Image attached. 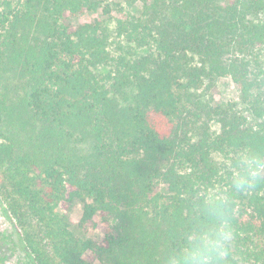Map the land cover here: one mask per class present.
Masks as SVG:
<instances>
[{"label":"trees","instance_id":"16d2710c","mask_svg":"<svg viewBox=\"0 0 264 264\" xmlns=\"http://www.w3.org/2000/svg\"><path fill=\"white\" fill-rule=\"evenodd\" d=\"M151 1L0 0V204L31 264H157L216 149L264 138V0ZM222 78L236 103L204 100ZM76 202L102 238L72 231ZM238 203L264 264V187Z\"/></svg>","mask_w":264,"mask_h":264},{"label":"clouds","instance_id":"9594fccd","mask_svg":"<svg viewBox=\"0 0 264 264\" xmlns=\"http://www.w3.org/2000/svg\"><path fill=\"white\" fill-rule=\"evenodd\" d=\"M213 169L192 182L180 227L157 264H247L237 248L238 198L264 187V138L250 134L217 148Z\"/></svg>","mask_w":264,"mask_h":264},{"label":"rangeland","instance_id":"374dc122","mask_svg":"<svg viewBox=\"0 0 264 264\" xmlns=\"http://www.w3.org/2000/svg\"><path fill=\"white\" fill-rule=\"evenodd\" d=\"M103 3H109L112 8H116V4L125 7L131 13L135 15H141L144 13L143 0H98ZM148 4L151 3V0H148ZM129 4H132V7H128ZM96 18L105 19L101 13V9H98L97 12H87L80 14L79 16L71 19L72 28L77 27L79 24L90 22ZM108 26H111L110 23H106ZM212 97L214 103H229L237 102V87L229 78L219 79L216 83L214 89L211 90L209 94L204 95V100ZM61 212H65L63 207L60 208ZM82 214V206L80 203L76 202L74 205L67 211L71 223L72 231L79 237H88L91 239L98 240L102 238L103 233L99 228V224L95 219L93 224L85 227L84 229L78 228L77 224L80 221ZM0 245H3L7 250L6 254L9 256L4 264H31L28 256L23 251L21 245L18 242L15 228L13 223L6 216L4 207L0 204ZM93 264H99L97 261H94Z\"/></svg>","mask_w":264,"mask_h":264}]
</instances>
